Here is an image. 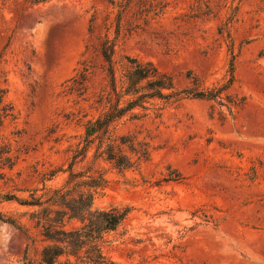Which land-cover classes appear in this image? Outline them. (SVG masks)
<instances>
[{
    "label": "rangeland",
    "instance_id": "rangeland-1",
    "mask_svg": "<svg viewBox=\"0 0 264 264\" xmlns=\"http://www.w3.org/2000/svg\"><path fill=\"white\" fill-rule=\"evenodd\" d=\"M132 58L173 87L125 94ZM0 86V264L38 259L40 210L89 178L128 207L113 264H264V0H0Z\"/></svg>",
    "mask_w": 264,
    "mask_h": 264
},
{
    "label": "trees",
    "instance_id": "trees-1",
    "mask_svg": "<svg viewBox=\"0 0 264 264\" xmlns=\"http://www.w3.org/2000/svg\"><path fill=\"white\" fill-rule=\"evenodd\" d=\"M35 2L46 0H33ZM114 3V0H109ZM131 65L123 74V91L125 94H135L143 88L142 81H146L152 95L162 96L161 89L172 88L170 78L159 74L150 62H139L137 59H130ZM85 79V73H82ZM168 80V81H166ZM6 88L0 86V124L3 118L13 115V107L10 102L5 101ZM199 93L197 96H202ZM124 108L117 109L114 116L122 113ZM108 115L105 122L114 117ZM102 122L96 119L86 128V135H92L98 131ZM118 166L129 167L130 160L126 155H112ZM0 163L3 166L12 167L13 157L11 155L10 143L0 139ZM4 174L0 172V177ZM75 185H86L87 190H79L76 195H69V191L56 192L49 199L50 205L58 206L57 209L43 207L41 214L37 216V223L41 224L44 237L49 240L40 253L38 259L23 258L17 264H113L103 253L101 243L104 233L116 229L127 215L128 207L120 209L116 206L109 209H98L93 207L94 192L92 187H98L101 182L94 178L76 182ZM10 199L12 197H5ZM26 203V201H23ZM40 205L32 201L31 204ZM40 213V212H39ZM0 220L12 222L4 219L0 215ZM76 220L80 223L78 227L66 228L65 222Z\"/></svg>",
    "mask_w": 264,
    "mask_h": 264
}]
</instances>
